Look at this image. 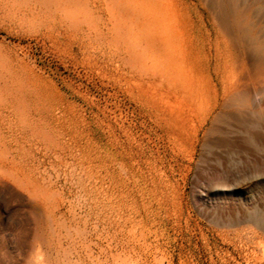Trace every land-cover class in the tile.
<instances>
[{
    "label": "rangeland",
    "instance_id": "obj_1",
    "mask_svg": "<svg viewBox=\"0 0 264 264\" xmlns=\"http://www.w3.org/2000/svg\"><path fill=\"white\" fill-rule=\"evenodd\" d=\"M253 214L264 0H0V264H255Z\"/></svg>",
    "mask_w": 264,
    "mask_h": 264
},
{
    "label": "bare ground",
    "instance_id": "obj_2",
    "mask_svg": "<svg viewBox=\"0 0 264 264\" xmlns=\"http://www.w3.org/2000/svg\"><path fill=\"white\" fill-rule=\"evenodd\" d=\"M250 222H252V224H255V226H257L258 228H260L261 230L264 231V215L253 214V215H251ZM252 227H253V225H252ZM245 230L246 229H243L242 231H239L238 233H239V235H241L242 239L246 242L247 245H255V244H257V246H260V247L263 246L261 248V252L260 253L259 252H255V255L253 256V259L255 261V264H264V241H262V236L260 234L256 233L257 231L253 232L250 229L251 231H248L247 237H246V236H244L242 234L243 231H245Z\"/></svg>",
    "mask_w": 264,
    "mask_h": 264
}]
</instances>
